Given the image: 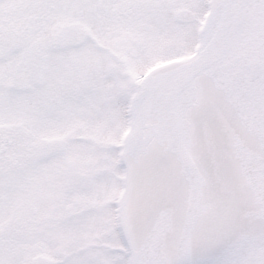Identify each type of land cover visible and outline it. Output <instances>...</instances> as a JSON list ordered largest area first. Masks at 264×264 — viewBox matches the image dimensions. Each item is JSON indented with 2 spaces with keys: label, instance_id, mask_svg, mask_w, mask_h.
Here are the masks:
<instances>
[{
  "label": "snow or ice",
  "instance_id": "6c2138e0",
  "mask_svg": "<svg viewBox=\"0 0 264 264\" xmlns=\"http://www.w3.org/2000/svg\"><path fill=\"white\" fill-rule=\"evenodd\" d=\"M0 264H264V0H0Z\"/></svg>",
  "mask_w": 264,
  "mask_h": 264
}]
</instances>
